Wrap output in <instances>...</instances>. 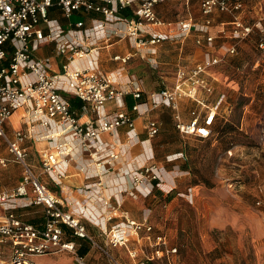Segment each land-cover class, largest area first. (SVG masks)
Instances as JSON below:
<instances>
[{"label": "built area", "instance_id": "built-area-1", "mask_svg": "<svg viewBox=\"0 0 264 264\" xmlns=\"http://www.w3.org/2000/svg\"><path fill=\"white\" fill-rule=\"evenodd\" d=\"M163 1L0 0V138L24 171L19 186L9 191L0 190V264H37L36 258L62 252L76 255L78 262L85 264V258L77 254L84 242L104 251L114 261L89 234L82 215L74 212L72 202L51 191L41 179L46 175L64 190L63 183L70 175L68 170L77 162L78 174L87 181H96L94 190L87 185L78 191L84 199L95 198L97 208L104 210L102 215L95 216L98 223L94 224L100 233L107 235L108 224L121 220L109 231L108 246L128 248L133 236L137 242L146 239L153 243L155 250L143 259H139L138 250H129L130 257L138 260L137 264H153L178 252L169 247L165 237L152 238L154 229L148 217L137 222L122 213L120 195L125 175L136 189L147 188L150 194L154 183L159 181V186L162 182L161 170L155 164L135 167L118 177L119 187L114 193H107L108 182L122 162L121 154L115 151L119 132L127 128L129 141L140 142L136 118L166 108L174 112L175 127L183 137L209 140L220 116L218 112L224 97L206 106L204 113L192 110L188 121L183 119L180 109L184 99L199 101L201 94L213 93L207 72L222 62L219 56L207 55L203 63L179 70L173 88L152 93H145L134 81L130 89H123L113 76L101 72L100 51L110 46L113 39L129 40L137 49L157 46L164 40L147 38V27L165 24L156 11ZM135 5L138 7L134 17L121 15ZM247 7L244 0H203L201 11L205 21L201 31L207 44L212 45L215 40L208 36L213 24L211 17L215 13L232 14L235 18L231 24V39L235 43L225 48V56H235L238 43L255 31L263 36L258 46L264 51V5L258 4L253 24L243 19ZM51 10L62 13L68 20L67 27L51 17ZM93 14L100 18L92 19L89 29L85 20ZM73 16L79 17L76 22H72ZM195 27L193 20L181 21L177 25L178 35L187 38ZM45 43L57 47L54 58H40L39 50ZM197 44L201 45L202 39ZM130 59L116 56L113 61L126 64ZM128 97L134 101L130 111L126 110ZM73 99L93 114L87 122L81 121ZM108 105L113 108L107 110ZM16 113H20L21 128L10 136L6 125ZM161 129L159 122L149 120L148 139L157 137ZM27 143L36 150L41 174L29 161ZM7 163L0 159L1 166L7 167ZM34 206L43 208L42 226L25 221L20 213ZM79 211L85 215L84 211Z\"/></svg>", "mask_w": 264, "mask_h": 264}, {"label": "rangeland", "instance_id": "rangeland-1", "mask_svg": "<svg viewBox=\"0 0 264 264\" xmlns=\"http://www.w3.org/2000/svg\"><path fill=\"white\" fill-rule=\"evenodd\" d=\"M201 1L164 0L159 4L157 15L173 25L172 38L157 47H146L138 57L122 66L135 82L141 81L145 91H158L163 82L170 85L179 66H192L200 61H194V53L197 46L205 44L202 41L198 45L199 38L195 37L196 34L205 35L201 31L204 25ZM254 4L256 1L248 4L246 23L253 24L257 18L250 14L254 12ZM58 16L63 24H68L61 12ZM190 17L198 26L184 40L178 35L177 25ZM78 18L73 16L72 22ZM210 29L215 40L212 45L205 46L210 53L223 59L219 65L209 68L207 76L213 93L203 94L202 99L211 106L224 97L216 129L232 122L245 136L239 137L226 151L227 143L221 141L219 134L209 140L186 138L175 127L173 111L151 112L149 118L162 127L152 140L156 153L151 162L161 170L162 182L157 186L159 181H156L148 194L147 188L136 189L134 182L125 175L120 196L122 210L129 214V219L142 222L148 217L154 229L152 238L165 237L169 247L177 249L176 254L156 260L154 264H264V51L258 46L263 36L255 31L238 43L235 56H225V48L235 43L231 30L219 39L220 34ZM216 41L219 47L215 50ZM127 42L132 52H139L129 40ZM182 42L189 46L188 49H182ZM73 102L77 101L73 99ZM191 107L197 108L192 101L184 99L183 105L181 102V112L188 114ZM112 108V105L106 107L107 110ZM75 110L80 117L85 114L93 117L81 105ZM19 118L20 113L13 115L11 135ZM0 142L1 151L7 152L5 141L0 139ZM8 167L0 165L2 169L8 168V178L16 172L17 180H22L24 173L18 163ZM20 213L25 221L43 222L44 213L40 207H29ZM120 221L108 224L107 235ZM82 223L87 231V224L93 226L89 234L114 259L111 261L104 251L84 242L77 254L81 256L82 249L88 251L84 256L85 264H137L138 260L130 257L129 250H138L139 259L155 250L153 243L146 239L137 242L134 236L128 248H112L108 246V236L102 235L95 226L96 222L83 218ZM35 262L80 264L76 255L67 252L36 258Z\"/></svg>", "mask_w": 264, "mask_h": 264}, {"label": "crops", "instance_id": "crops-1", "mask_svg": "<svg viewBox=\"0 0 264 264\" xmlns=\"http://www.w3.org/2000/svg\"><path fill=\"white\" fill-rule=\"evenodd\" d=\"M202 1H201V3H202ZM254 1H256V5L254 4L255 7L253 8L254 12L250 13V14H253L256 16L258 14L257 6L259 3H262L264 5V0H244V2L246 3L247 6H248V4H251V2H254ZM189 2H187V3H189ZM158 6L156 7L157 12H158ZM137 7H138V5L132 6V7L128 8L127 10H125L124 12H122L123 14H121V15L124 16V18L130 19V18L134 17L135 12L137 10ZM200 10H201V4H200ZM248 10H249V8L247 7V11ZM51 11H52V12H50L51 17L54 19H57L63 26L67 27L68 24L67 23L63 24L61 22L60 17L58 16L60 14V11H58V10L57 11L51 10ZM201 13H202V11H201ZM245 17H247V14L243 16L244 21L246 20ZM94 18H100V16L94 15V14L89 16L85 20L87 27L90 26V22ZM211 18L213 20V24L211 26V29L214 31V33L221 34L220 32H222V31L227 32L229 30H232L231 24L234 21L235 15L215 13ZM188 19L194 21V19L192 17L186 18L184 20H188ZM184 20H182V21H184ZM204 21H205V17H204ZM163 22L165 23V21H163ZM194 23H195V21H194ZM168 24H171V23H165L163 26H158V27H154V26L147 27V30L149 31L147 38L164 39V40H162L161 43H159L157 45H161L165 41L170 40L172 38V36L170 34L172 28L169 27ZM196 26H198V25L196 24ZM226 32H225V34H226ZM208 36H211L210 31L208 33ZM222 36L223 35H220L219 39L223 38ZM195 37L199 38V39H204L202 41L206 45H209V44H207V42L204 38V37H206L205 35L196 34ZM187 38H184V40ZM205 44L204 45L202 44L201 46H197L195 49L194 61H197V59L200 61H197L192 66H179L178 69L176 70L173 83H171L169 85V84H166V82H163L162 86L160 87V89L158 91H161L162 89H165V88H168V89L173 88L177 84V74H178L179 70L190 69V68L195 67L197 64L203 63L204 60L206 59L207 55L211 54L212 56H216L215 54L210 53L211 50L209 51L207 49V47L205 46ZM215 44H216L215 45V50H216V48H218L219 46L217 44V41L215 42ZM154 46H156V45H154ZM188 47H189L188 45H184V42H182V49L183 50L188 49ZM132 49L133 48H131L129 46L127 40L113 39L110 46L103 47L100 51L101 72L105 75L113 76L115 81L117 83H119L123 89H130L132 87L130 85V83L133 82L134 80L132 79V76L130 75V73L125 70V67H122L124 64L113 61V58L116 56L135 58V57H138L139 53L141 54V51L144 50L145 48L144 49H137L136 48L137 50H139V52H137L135 50L132 52ZM56 53H57V47L54 44H49V43L43 44L39 50V56L42 59L54 58L56 56ZM118 73H120L119 77H118ZM207 75H208V72H207ZM207 78H208V76H207ZM139 82H137V83H139L141 85V87L145 93L158 92V91H150V92L145 91L143 84L141 83V81H139ZM202 95L203 94L200 95L199 101L186 99V100L192 101V103L196 104L197 108L191 107L188 114H186L185 112L183 113V111H182V117L185 121L190 120V112L192 110H196V111H199L200 113H204V111H206V106L210 107V105H207L205 103V100L202 99L203 98ZM132 99L133 98H131V97H128L126 99V106H127L126 110L127 111H130L131 107L134 104V101ZM183 102H184V100L182 101V105H183ZM216 102L213 103V105L216 104ZM76 103H78L80 105V102L77 101ZM168 110L169 109L161 108V109H158L156 111H162V113L163 112L167 113ZM150 114L151 113H149L145 117L136 118V132L140 138V142L138 144H133L129 141L127 128H123L119 132V136H118L117 143H116L117 147H115L116 148L115 151H117L118 153L121 154L122 162H121V165L118 167L119 170L115 171L114 176L108 182L109 189H108L107 193H114L116 191V188L119 187L117 185L118 183L116 184L118 177L121 178L124 174H128L135 167L137 168V167H141L145 164H153L151 162L154 159L156 150H155V148H153L152 140L150 141L148 139V136H147L148 132L146 130V127H147L149 120H154V119L149 118ZM89 118H90V116L85 114L84 117H82L81 121L87 122ZM12 120H13V117L8 121V123L6 125V130L10 136H12L9 133L10 124H11ZM14 128L15 129H13V132L15 130H18L21 128L20 118H19V122L16 121V125L14 126ZM1 145L2 144L0 142V159L1 160L5 159L8 162L7 167L9 166V164H17L18 162L15 161L14 157L9 152L8 146H7V152H4V151L2 152L1 151ZM25 146L27 147V149L29 151V161L32 162V164L35 166L36 172L38 174H41V170H40V167L38 165L37 154H36V150H35L34 146L31 145V143H27ZM141 162H142V164H141ZM18 165H20V164H18ZM8 168H6V169L0 168V186H1L0 190H5V191L13 190L17 186H19V184L23 180V179L19 180V181L17 180L16 172L12 178H10V177L8 178V175H7V172H8L7 169ZM22 170H23V168H22ZM1 171H2V174H1ZM23 173H24V171H23ZM68 173L70 174L69 178L66 181H64V183H63L64 190H62L60 187H57L54 184V182L51 180V178L50 177L48 178L46 175L41 177V179L48 186V188L51 191L56 193L58 196L62 197V199H64L65 201L68 200V201L72 202V205H74V210H75L74 212L77 215H82V217L84 219H86L87 221H90L92 223L98 222V219H97V221L94 220L95 216L97 214L102 215L104 210L102 209V207L100 209L97 208L98 205H96V203L94 202L96 200L95 198L90 199V200L84 199V197L78 191L79 189L84 188L87 185H90V188H92L94 190L95 189L94 183L96 181H94V180L87 181L84 176H81L80 174H78V162L74 163L69 168ZM41 209L43 210V208H41ZM79 210L84 211L85 215L81 214L80 213L81 211H79ZM122 213L126 217H130L129 214L125 210H122ZM33 224L36 226H42L43 222L36 223V224L33 223ZM87 226L89 228L88 231H93V229H92L93 226H91V224H87Z\"/></svg>", "mask_w": 264, "mask_h": 264}, {"label": "trees", "instance_id": "trees-1", "mask_svg": "<svg viewBox=\"0 0 264 264\" xmlns=\"http://www.w3.org/2000/svg\"><path fill=\"white\" fill-rule=\"evenodd\" d=\"M73 106H74V108H76L79 106V104L74 102ZM217 120H218V118L216 119L215 126L213 128V137H214V135L219 134L221 141H223V143H227L225 150L228 151L236 144L239 137H241V136L243 137L245 135L242 132H240L239 129L236 127V125L233 124L232 122L225 123L223 126L216 129ZM195 185H199V184L195 183ZM28 222H30V221H28ZM30 223H32V222H30ZM87 252L88 251L86 249H82L80 254L82 257H84L87 254Z\"/></svg>", "mask_w": 264, "mask_h": 264}, {"label": "bare ground", "instance_id": "bare-ground-1", "mask_svg": "<svg viewBox=\"0 0 264 264\" xmlns=\"http://www.w3.org/2000/svg\"><path fill=\"white\" fill-rule=\"evenodd\" d=\"M141 164H142V162H141ZM140 165V164H139ZM172 181V180H171ZM96 223H98V222H96Z\"/></svg>", "mask_w": 264, "mask_h": 264}]
</instances>
